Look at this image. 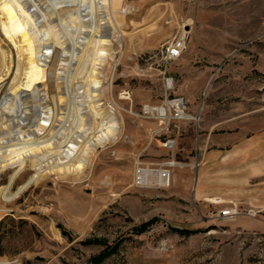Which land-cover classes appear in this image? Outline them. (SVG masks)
Returning a JSON list of instances; mask_svg holds the SVG:
<instances>
[{
    "label": "rangeland",
    "instance_id": "obj_1",
    "mask_svg": "<svg viewBox=\"0 0 264 264\" xmlns=\"http://www.w3.org/2000/svg\"><path fill=\"white\" fill-rule=\"evenodd\" d=\"M128 6L127 36L114 41L105 72L122 133L83 174L51 175L0 201V264H264V0ZM182 29L188 48L164 75L161 48ZM169 76V97L186 98L188 117H134L131 109L164 101ZM127 88L131 101L119 97ZM171 159L178 165L170 186L146 181L144 172L138 184V168L161 169ZM12 171L0 170V188ZM228 208L237 215L220 216ZM104 251L109 256L93 263Z\"/></svg>",
    "mask_w": 264,
    "mask_h": 264
},
{
    "label": "bare ground",
    "instance_id": "obj_2",
    "mask_svg": "<svg viewBox=\"0 0 264 264\" xmlns=\"http://www.w3.org/2000/svg\"><path fill=\"white\" fill-rule=\"evenodd\" d=\"M125 3L0 0V170H13L0 188L4 204L51 175L83 174L121 135L105 72L114 41L127 36ZM144 173L161 184V173Z\"/></svg>",
    "mask_w": 264,
    "mask_h": 264
},
{
    "label": "built area",
    "instance_id": "obj_3",
    "mask_svg": "<svg viewBox=\"0 0 264 264\" xmlns=\"http://www.w3.org/2000/svg\"><path fill=\"white\" fill-rule=\"evenodd\" d=\"M189 42V32L186 29H182L178 34L166 45H163L160 51L161 62L165 64V69H163L164 75H166V67L168 63L178 60L186 52ZM165 81V97L164 101L160 105H150L145 104L139 111H134L131 109L129 111L134 117L140 119H151L157 120L159 122L170 123L174 120H184L187 115V100L183 96H178L174 98L169 97L170 91L174 89V78L164 77ZM120 99L131 101L132 100V90L129 88L124 89L120 92ZM161 110V114H160ZM176 142L174 140H168L165 146L168 148L175 149ZM175 159H171L167 162L162 163L161 169H150V168H138L137 171V182L138 184H144L145 180L143 178V172L149 171L150 174L161 173V187H168L172 184V168L177 166ZM158 176V175H157ZM146 175L144 176V179ZM159 178V176H158ZM220 202V201H218ZM237 215L236 210L228 208L220 212V216L233 218Z\"/></svg>",
    "mask_w": 264,
    "mask_h": 264
},
{
    "label": "trees",
    "instance_id": "obj_4",
    "mask_svg": "<svg viewBox=\"0 0 264 264\" xmlns=\"http://www.w3.org/2000/svg\"><path fill=\"white\" fill-rule=\"evenodd\" d=\"M151 222L149 223H146L144 225H142L140 228H139V232H141L142 230H144L145 228H147V226L150 224ZM182 233H184V231H182ZM110 252L109 251H104L102 252L100 255L92 258V262L93 263H100L102 262V260H104L105 258H107L109 256Z\"/></svg>",
    "mask_w": 264,
    "mask_h": 264
},
{
    "label": "crops",
    "instance_id": "obj_5",
    "mask_svg": "<svg viewBox=\"0 0 264 264\" xmlns=\"http://www.w3.org/2000/svg\"><path fill=\"white\" fill-rule=\"evenodd\" d=\"M179 126H181V125L179 124ZM170 129H171L170 126H161V132H169V133L175 132V129H172V130H170ZM254 228H257V225H254Z\"/></svg>",
    "mask_w": 264,
    "mask_h": 264
}]
</instances>
